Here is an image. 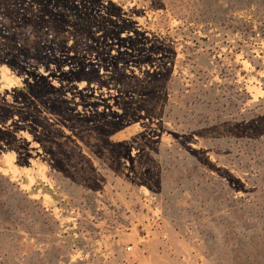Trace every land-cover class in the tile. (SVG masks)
Wrapping results in <instances>:
<instances>
[{
	"label": "rangeland",
	"instance_id": "rangeland-1",
	"mask_svg": "<svg viewBox=\"0 0 264 264\" xmlns=\"http://www.w3.org/2000/svg\"><path fill=\"white\" fill-rule=\"evenodd\" d=\"M0 264H264V0H0Z\"/></svg>",
	"mask_w": 264,
	"mask_h": 264
}]
</instances>
